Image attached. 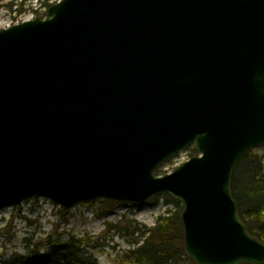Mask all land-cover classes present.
Instances as JSON below:
<instances>
[{
  "label": "water",
  "instance_id": "95a60500",
  "mask_svg": "<svg viewBox=\"0 0 264 264\" xmlns=\"http://www.w3.org/2000/svg\"><path fill=\"white\" fill-rule=\"evenodd\" d=\"M263 146L264 0H60L0 30V209L168 195L195 264H264L231 187Z\"/></svg>",
  "mask_w": 264,
  "mask_h": 264
},
{
  "label": "rangeland",
  "instance_id": "374dc122",
  "mask_svg": "<svg viewBox=\"0 0 264 264\" xmlns=\"http://www.w3.org/2000/svg\"><path fill=\"white\" fill-rule=\"evenodd\" d=\"M42 1L0 0V30L45 18L48 8L42 5ZM254 153L263 157L264 163V147L255 149ZM195 156L197 153L193 148L187 149L163 166V175ZM105 202L85 203L62 210L50 201L40 199L0 209V264L16 254L27 258L30 251L40 246L44 254L54 244L63 245L72 240L83 254L92 255L99 264H125L124 252L133 249L131 241L140 239V236L135 234L132 237L122 227L127 222H137L154 228L166 209L175 210L174 205L166 204L165 196L154 197L141 207L119 203L110 206ZM181 264L187 263L182 259Z\"/></svg>",
  "mask_w": 264,
  "mask_h": 264
},
{
  "label": "trees",
  "instance_id": "16d2710c",
  "mask_svg": "<svg viewBox=\"0 0 264 264\" xmlns=\"http://www.w3.org/2000/svg\"><path fill=\"white\" fill-rule=\"evenodd\" d=\"M52 0L42 1L46 8ZM58 0H55V2ZM163 174V167L157 171ZM232 194L238 202L241 218L248 226L250 233L264 241V163L263 157L256 155L254 150L246 152L233 170ZM167 205H174L175 210L166 209L158 218L154 228H148L137 222H127L123 230L130 236L135 234L140 239H133V249L124 252L125 264H195L185 255L184 228L182 222V206L169 196H165ZM104 204L118 205L107 201ZM123 223V221H121ZM120 222V224H122ZM4 264H99L92 255H85L77 247L75 240L63 245L54 244L44 254L41 246L30 251L27 258L14 255Z\"/></svg>",
  "mask_w": 264,
  "mask_h": 264
}]
</instances>
